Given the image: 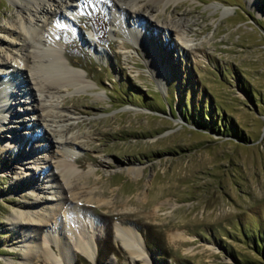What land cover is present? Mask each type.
<instances>
[{"label": "rangeland", "instance_id": "1", "mask_svg": "<svg viewBox=\"0 0 264 264\" xmlns=\"http://www.w3.org/2000/svg\"><path fill=\"white\" fill-rule=\"evenodd\" d=\"M46 2L54 26L44 39L60 35L59 52L88 73L40 90L46 74L21 59L36 44L28 15L0 0V264L25 262L31 240L27 264H51L39 247L47 233L74 249L77 236L94 239L96 259L75 250V264H264V0H172L128 9L124 21L118 0L57 12ZM60 148L83 162L73 161L71 190ZM58 198L67 216L33 234ZM116 223L139 231L148 262L122 246ZM106 226L117 255L98 252Z\"/></svg>", "mask_w": 264, "mask_h": 264}, {"label": "bare ground", "instance_id": "2", "mask_svg": "<svg viewBox=\"0 0 264 264\" xmlns=\"http://www.w3.org/2000/svg\"><path fill=\"white\" fill-rule=\"evenodd\" d=\"M51 1L57 3V12V10L62 9L63 6H72V4H70L69 2L73 0ZM171 1L172 0H118L117 6L120 11L119 18L122 21L126 20V18L128 17H126L128 9L137 11L138 14H142L146 10V7L154 9V4L163 2L164 7H166ZM14 2L18 4L20 8L19 12L23 11L28 15L27 21L24 24L23 22H21L22 27H24V25L26 24V28L30 34V37H32L36 42V44L31 43L29 45L30 49L27 48L25 57L21 59L25 62L26 67L29 66L31 62H33V67L38 68L39 71H41L43 74H46V76H41L40 81L35 82L39 86V89H60L63 86L70 87L82 84L84 82L85 76L82 75L78 69H84L86 71V74L88 73V71L86 68L74 64L73 61L66 55V50L63 53L59 52L58 44L56 42L61 41L60 35L57 36L56 42L52 40L51 36H46L48 38V41L44 39L46 33L51 35V31L54 26L51 7L46 2V0H14ZM55 3H53V5ZM78 3L81 7H87L89 0H78ZM28 22L34 23L32 24V26H29ZM8 31L16 34L15 29ZM128 32L132 33V28H129ZM138 37L140 39L143 38L140 33H137V38ZM145 42L146 41L144 40L143 43ZM31 47H33L32 50ZM36 56L39 57V60L36 59ZM63 59H66L67 61H64ZM20 70H22L21 67L15 66V71L20 72ZM48 107H51V104L50 106L43 107L39 103H37L35 109L46 110V108ZM10 109L11 108H7L6 111L10 113V111L12 110ZM60 150L62 149L60 148ZM60 161L61 162L58 163L56 167L59 168L60 175H62V179L64 180L61 186L65 190H71V184H73L74 182L72 180V177L75 172L73 161L81 164L83 162L79 159H73L69 153L63 150L62 158ZM58 200H60L58 202L59 204H56L55 207L52 206L51 209L46 211L44 210L45 212L43 214L38 213L37 227L35 229L33 228L31 231L33 234H38V232H40V230L38 229L44 227L45 224L47 225L52 218L57 219L58 211L63 212L67 216V210L69 209V206L67 204L68 199L64 200L58 198ZM115 233L122 246L129 252V254L133 258L141 257L146 262H148V254L145 249L144 239L135 227L116 223ZM46 235L47 236H45L44 239L40 241L39 247H41L43 255L51 264H75L77 260L75 250L83 253L88 259L92 261H94L97 257L96 242L94 241V239L87 235L77 236L75 244L76 249H74V247L71 245V243L68 241V238L64 234L54 235L51 233H47ZM34 241L35 240H31V242L27 243L25 262L21 264H27V262L30 260L29 256L35 254L38 251L36 245L34 244ZM53 242H55L58 246L60 250V256H57L54 252H52L54 250ZM35 250L37 251L34 252Z\"/></svg>", "mask_w": 264, "mask_h": 264}, {"label": "trees", "instance_id": "3", "mask_svg": "<svg viewBox=\"0 0 264 264\" xmlns=\"http://www.w3.org/2000/svg\"><path fill=\"white\" fill-rule=\"evenodd\" d=\"M96 36L99 37V34L98 32H96ZM227 128V127H226ZM216 132H222L218 129H215ZM230 133H232L233 135H235L238 139H241V140H246L247 136L244 134V132L242 131V129H240L238 126H236L234 123H231V127H230ZM95 222L99 223V219L95 216ZM101 223V222H100ZM106 236L105 238L108 239V241L110 242L111 244V247H107V244L105 243V238L104 239H101L100 237L96 236V240H97V244H98V252L100 255H104L107 253V255L111 254V253H115L116 255L118 254L117 253V250H116V247L113 246V232H112V228L111 226H106ZM147 235V233H146ZM147 239H149L150 237L147 235L146 236ZM255 244H256V250L257 252L264 258V239H260L258 240L257 238H255ZM81 260V259H80ZM88 262V260H82L81 262ZM99 264H103V262H100Z\"/></svg>", "mask_w": 264, "mask_h": 264}]
</instances>
